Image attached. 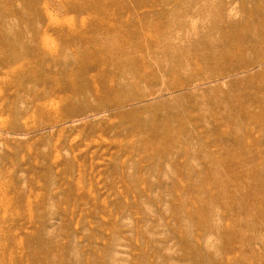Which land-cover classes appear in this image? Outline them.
Listing matches in <instances>:
<instances>
[{"label": "rangeland", "instance_id": "1", "mask_svg": "<svg viewBox=\"0 0 264 264\" xmlns=\"http://www.w3.org/2000/svg\"><path fill=\"white\" fill-rule=\"evenodd\" d=\"M259 1L0 0V264H264Z\"/></svg>", "mask_w": 264, "mask_h": 264}, {"label": "bare ground", "instance_id": "2", "mask_svg": "<svg viewBox=\"0 0 264 264\" xmlns=\"http://www.w3.org/2000/svg\"><path fill=\"white\" fill-rule=\"evenodd\" d=\"M260 2H261V0L259 1V3H260ZM261 3H262V2H261ZM261 3H260V4H261ZM263 6H264V5H263ZM258 7H259V6H258ZM252 13H253V12H252ZM254 15H255V14H254ZM50 18H52V17H50ZM52 21H53V20H52ZM259 25L262 26L261 23H259ZM262 28H263V26H262ZM248 34H249V33H248ZM248 34H247V35H248ZM263 34H264V33H263ZM244 35H245V34H244ZM244 35H243V36H244ZM247 35H246V36H247ZM237 36H239V34H238ZM241 36H242V35H241ZM241 36H240V37H241ZM246 36H244V37H246ZM248 36H249V35H248ZM247 38H248V37H247ZM250 38H251V37H250ZM251 39H252V38H251ZM249 40H250V39H248V40L246 39V41L244 42V40H243V42H244V43H248L247 41H249ZM252 40H253V39H252ZM239 41H240V38H239ZM235 42H236V41H235ZM241 42H242V40H241ZM236 43H238V42H236ZM236 43H235V44H236ZM244 43H243V44H244ZM243 44H242V45H243ZM237 45H238V44H237ZM237 45H236V46H237ZM243 46L248 47V46H249V43H248V46H246V45H243ZM234 47H235V46H234ZM249 47H251V46H249ZM241 48H242V47H241ZM239 49H240V48H239ZM242 50H243V49H241L240 51H242ZM235 51H236V50H235ZM240 51H239V52H240ZM215 53H216V52H215ZM217 53H218V52H217ZM226 53H227V52H226ZM236 53H237V52H236ZM236 53H235V56L233 55L234 57H236ZM241 53H242V52H241ZM241 53H240V54H241ZM208 54H209V52H208ZM238 55H239V54H238ZM233 56H232L231 53H230V54H229V53H227V54H219V53H218V54H215V55H214V54H213V55H212V54H209V55H203V54H202V58L197 57V58L195 59V60H196L195 65L201 68V67H203L204 65H207V64H210V63H215V64H217V63H219V62L229 61V59L232 58ZM200 57H201V56H200ZM231 60H234V58H232ZM231 60H230V61H231ZM133 74H134V72H133ZM134 75H135V74H134ZM137 77H138V78H143V75H138ZM117 89H118V90H117ZM119 90L122 92V91L124 90V87L119 86L118 88L113 89V91L110 90V89H107V88L104 89V90L97 89V90H95V92H94V97H96V98H98V99H102L103 95H110L111 93H116V92H118ZM76 94H77L78 96H83V94H81V93H76ZM100 109H101V108H93L92 111H93V112H97V111H100ZM1 111H2V110H1ZM1 111H0V114L3 113V112H1Z\"/></svg>", "mask_w": 264, "mask_h": 264}]
</instances>
